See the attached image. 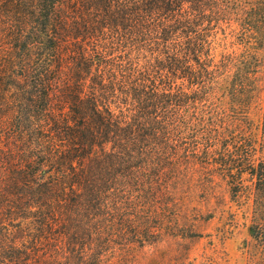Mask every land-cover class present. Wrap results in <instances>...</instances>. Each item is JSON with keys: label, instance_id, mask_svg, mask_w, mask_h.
<instances>
[{"label": "trees", "instance_id": "obj_1", "mask_svg": "<svg viewBox=\"0 0 264 264\" xmlns=\"http://www.w3.org/2000/svg\"><path fill=\"white\" fill-rule=\"evenodd\" d=\"M259 89L264 0H0V236L120 234L116 189L198 164L169 140L201 128L264 254Z\"/></svg>", "mask_w": 264, "mask_h": 264}, {"label": "rangeland", "instance_id": "obj_2", "mask_svg": "<svg viewBox=\"0 0 264 264\" xmlns=\"http://www.w3.org/2000/svg\"><path fill=\"white\" fill-rule=\"evenodd\" d=\"M263 95L259 89L255 122ZM199 130L169 140L187 146V155L198 164L168 172L170 181L161 188L116 189L120 234L38 236L24 228L0 236V253L16 264H38L44 254L55 255L45 264H264L248 232L251 204L232 197L227 183L202 164L213 140Z\"/></svg>", "mask_w": 264, "mask_h": 264}]
</instances>
